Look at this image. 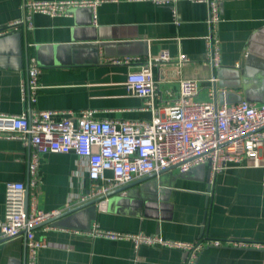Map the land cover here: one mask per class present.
Segmentation results:
<instances>
[{
    "label": "crops",
    "instance_id": "crops-1",
    "mask_svg": "<svg viewBox=\"0 0 264 264\" xmlns=\"http://www.w3.org/2000/svg\"><path fill=\"white\" fill-rule=\"evenodd\" d=\"M98 1L94 9L73 8L67 17L35 14L31 28L22 24L0 37V114L91 110L97 120L149 122L152 112L147 101L127 93L124 83L129 73L161 52L173 58L184 54L189 62L152 66L159 106L177 98L182 80L196 81L198 102L215 106L264 103V0H217L221 18L216 26L218 69L206 62L205 3L184 0L164 6L153 0ZM23 19V0H0V28ZM31 57L41 69L40 90L33 104L22 99ZM127 58L138 63L113 62ZM212 77L217 79L214 96ZM31 153L28 143L0 138V220L5 185H28ZM262 159L261 167L229 168L215 176H210L206 166L186 173L168 170L106 197L104 210L93 204L55 218L34 231L45 243L36 252V263L184 261L185 254L176 248H134L128 241L92 238L88 232L96 224L101 230L159 235L173 242H250L255 247H206L196 264H264V151ZM36 179L35 187L28 189L27 205L33 201L42 211L62 209L65 204L73 208L87 184L86 162L74 154L41 155ZM127 195L134 203L155 195L157 203L145 208L120 202ZM0 264H25L23 237L0 238Z\"/></svg>",
    "mask_w": 264,
    "mask_h": 264
},
{
    "label": "built area",
    "instance_id": "built-area-1",
    "mask_svg": "<svg viewBox=\"0 0 264 264\" xmlns=\"http://www.w3.org/2000/svg\"><path fill=\"white\" fill-rule=\"evenodd\" d=\"M164 6H173L184 0H153ZM205 3L207 6L208 34L204 37L206 62L220 67V47L216 26L221 21L217 0H185ZM98 0L36 1L23 0L24 19L0 28V37L17 31L25 24L29 29L35 14L50 17H67L78 7L95 8ZM175 17V14H173ZM114 63L137 64L133 58ZM189 62L184 54L176 58L161 52L131 72L125 80L127 93L147 101L152 112L149 122L143 120H97L93 111L35 110L29 114H0V138L19 140L30 144L32 153L28 164V189L36 185L39 157L45 154H74L86 162L87 184L77 199L83 204L102 198L96 207L104 210L106 195L128 183L175 167L186 173L198 166H206L210 176L229 168L261 167L264 151V103L255 105L241 101L236 104L215 106L195 100L198 85L194 80L179 82L176 99L158 105V88L152 75V66L160 63L182 66ZM41 69L34 57L29 58L27 80L22 89V99L35 103L40 90L38 78ZM214 96L217 79L209 80ZM217 91V90H216ZM20 182H9L4 189L3 219L0 220V238L3 241L23 237L25 264H37L36 252L43 248V240L34 235L36 228L57 218L71 207L42 211L30 202L25 210L24 191ZM88 234L92 238L128 241L139 246L168 247L185 254L182 264H196L199 253L206 247H255L243 241L202 239L194 242H173L159 235L129 234L101 230L93 224ZM259 247V246H258ZM264 248V246H261Z\"/></svg>",
    "mask_w": 264,
    "mask_h": 264
},
{
    "label": "water",
    "instance_id": "water-1",
    "mask_svg": "<svg viewBox=\"0 0 264 264\" xmlns=\"http://www.w3.org/2000/svg\"><path fill=\"white\" fill-rule=\"evenodd\" d=\"M23 25H24V24H23ZM214 89H215L214 91H215V94H216V85H215ZM174 169H175V167H172V168H170V169H168V170H174ZM168 170L162 171V172H160L158 175H160V174H162V173H164V172H166V171H168ZM154 176H156V175H155V174H152V175H150V176H148V177H146V178H143V179H141V180H138L137 182H131V183H128V184H126V185H123V186H121V187H119V188H117V189H115V190L109 192V193L106 195V197H111V196H113V195H117V194H120L121 192L127 191V190H129L130 188H132L134 185H136L137 183L143 182V181H145L146 179L151 178V177H154ZM27 199H28V186L26 185V188H25V191H24V206H25V210L27 209ZM101 199H102V198H96V199H93V200L88 201V202H86V203L79 204L78 206H75V207L70 208L69 210L65 211L64 213H62V214H61L60 216H58L57 218L62 217V216H66V215H69V214H72V213H74V212H76V211H79V210H81V209H83V208H85V207H87V206H91V205H93V204H97ZM119 200H120V202L125 201L126 204L131 203L132 206H135V207H136V206L138 207V206H141V205H142V206L145 207V208H146V207H150V206H152V205H156V203H157V198L155 197V195H154V197H149V198L146 199V201H144L143 203H141L139 200H137V202L134 203L129 195H127V197L124 198V199L119 198ZM49 222H50V221H49Z\"/></svg>",
    "mask_w": 264,
    "mask_h": 264
}]
</instances>
